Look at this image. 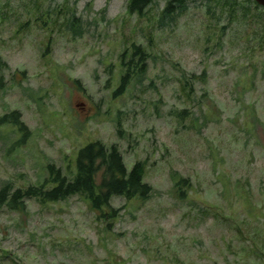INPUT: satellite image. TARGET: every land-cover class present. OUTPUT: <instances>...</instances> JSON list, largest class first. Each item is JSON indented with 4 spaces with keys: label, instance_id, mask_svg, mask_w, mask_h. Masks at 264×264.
<instances>
[{
    "label": "rangeland",
    "instance_id": "1",
    "mask_svg": "<svg viewBox=\"0 0 264 264\" xmlns=\"http://www.w3.org/2000/svg\"><path fill=\"white\" fill-rule=\"evenodd\" d=\"M33 2L0 0L6 77L25 70L23 85L33 92L29 98L12 85L0 101V114L18 108L30 129L22 141L17 131L4 141L12 129L0 130V180L40 183L47 161L72 164L79 147L100 140L117 143L127 169L146 159L144 179L155 191L147 200L114 198L118 216L108 224L78 196L29 201L22 211L0 207V264H264V41L244 27L251 19L261 29L259 9L247 0H216L218 20L190 7L158 29L165 0L141 15L127 12V0H55L62 7L56 22L48 14L50 25L45 14L33 21ZM65 2L98 19L96 27L70 37L61 28ZM28 17L33 22L22 26ZM131 42L205 71L199 86L207 90L211 122L200 133L166 116L183 102L177 85H159L156 109L151 91L111 98L117 56ZM116 118L129 142L116 135ZM177 173L190 186H175Z\"/></svg>",
    "mask_w": 264,
    "mask_h": 264
},
{
    "label": "trees",
    "instance_id": "2",
    "mask_svg": "<svg viewBox=\"0 0 264 264\" xmlns=\"http://www.w3.org/2000/svg\"><path fill=\"white\" fill-rule=\"evenodd\" d=\"M153 1L127 0L126 10L129 14L141 15ZM215 1L165 0L157 14L156 27L158 29L172 27L177 18L190 7L202 6L209 18L215 17L218 20L220 14H217ZM247 1L252 2L259 9L256 14L260 15L261 19L257 24L261 25L260 30L262 32L259 34L260 30L258 31L252 27L254 21L251 19L248 21L249 24H244V27L249 30L253 37L257 38V41H264V7L257 4L254 0ZM33 3L34 10L38 12V15L33 19L34 22L42 23L43 18L41 16L45 14L46 18L43 21H47L50 25L48 19V14L50 13L55 16V22L57 21L56 16L62 5L58 6L55 0H34ZM44 3L45 6L43 7ZM64 6L62 14L65 19L64 23L61 24V28L70 37L80 38L91 27L93 29L96 27L98 19L96 20L77 12L75 5L70 6L65 2ZM30 19L28 17L22 23V26L31 24L33 21ZM245 29L241 28L247 34ZM48 41H50V36ZM152 46L150 44L148 49L149 47L152 48ZM117 58V80L116 85L111 90V98L123 96L128 91L131 94L136 91L143 93L151 91L158 97V102L153 103L156 109L157 103L162 101L159 94V85L173 84L177 85L182 93L180 97L183 102L181 104H172L166 110V116L173 119L181 129L194 130L196 133H200L211 122V118L204 109V102L208 95L207 90H202L199 86L200 84H205L206 81L204 70L201 72L189 71L178 61L169 60L166 62L160 54L151 53L141 43L136 42H131L124 47ZM166 67L171 71L170 75H174V79L167 75L169 73ZM6 71H10L9 64L0 55V101L7 95L12 85L17 86L23 95L33 98L31 88L23 85V82H26L28 77L26 71L15 70L12 72L11 85L10 80L6 77ZM163 71L167 73L166 76ZM75 83L81 86L79 80H75ZM253 109V107L250 108V113ZM156 113L160 115V112L156 111ZM114 121L116 135L119 139H125L129 142L130 134L122 127L120 118H116ZM6 127L12 130L3 137L4 141L14 131L20 134L21 141L30 135V129L23 121L21 111L18 108H12L0 114V130ZM146 163V159H138L134 161L130 169H127L117 143L105 144L100 140L89 141L77 149L72 164L68 163L63 167L53 161H47V175L40 183H29L21 186L16 185L10 179L0 180V207L22 211L26 209L29 201L44 205L78 196L88 203L91 210L98 212L97 216L102 220L105 219L108 224L109 219L118 216L117 207L112 203L114 198L147 200L153 195L154 188L144 179ZM190 182L189 177L179 174L175 180V186L181 184L188 187ZM182 197L183 195L181 194L179 198Z\"/></svg>",
    "mask_w": 264,
    "mask_h": 264
},
{
    "label": "water",
    "instance_id": "3",
    "mask_svg": "<svg viewBox=\"0 0 264 264\" xmlns=\"http://www.w3.org/2000/svg\"><path fill=\"white\" fill-rule=\"evenodd\" d=\"M257 4L264 7V0H254Z\"/></svg>",
    "mask_w": 264,
    "mask_h": 264
}]
</instances>
